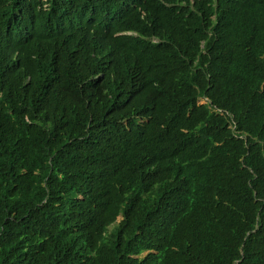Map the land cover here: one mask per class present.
I'll list each match as a JSON object with an SVG mask.
<instances>
[{
    "label": "trees",
    "instance_id": "16d2710c",
    "mask_svg": "<svg viewBox=\"0 0 264 264\" xmlns=\"http://www.w3.org/2000/svg\"><path fill=\"white\" fill-rule=\"evenodd\" d=\"M0 264H264V0H0Z\"/></svg>",
    "mask_w": 264,
    "mask_h": 264
},
{
    "label": "rangeland",
    "instance_id": "374dc122",
    "mask_svg": "<svg viewBox=\"0 0 264 264\" xmlns=\"http://www.w3.org/2000/svg\"><path fill=\"white\" fill-rule=\"evenodd\" d=\"M204 101V99H202V98H199V100H198V102H203Z\"/></svg>",
    "mask_w": 264,
    "mask_h": 264
}]
</instances>
